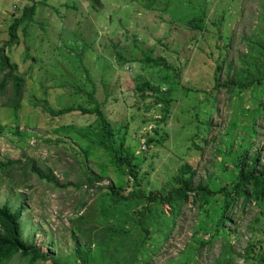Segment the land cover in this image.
<instances>
[{
    "label": "rangeland",
    "instance_id": "374dc122",
    "mask_svg": "<svg viewBox=\"0 0 264 264\" xmlns=\"http://www.w3.org/2000/svg\"><path fill=\"white\" fill-rule=\"evenodd\" d=\"M185 4V0H0V49L16 64L14 73L27 80L17 108L11 106L16 90L12 76L0 95V205L8 202L13 209L21 208L24 239L56 256L76 250L92 234L88 230L80 242L73 232L85 205L97 202L104 185L122 186L127 178L111 153L94 142L102 133L95 115L76 111L52 116L44 109L46 103L62 107L74 101L86 106L97 102L114 131L126 135L125 147L136 155L134 167L146 174L138 186L141 191L168 189L184 164L194 170L192 184L209 182L212 190L230 187L238 163L249 165L247 156L240 161L247 148L264 162V113L258 105L264 87L234 92L214 87L216 78L224 81L229 69L224 64L221 72L216 71L218 55L230 60L245 53L244 35L263 28L261 0H207V23L199 36L177 18ZM26 9L33 16L27 19V29L20 28L18 42L7 46L10 25L27 16L22 15ZM220 33L232 37V53L219 49L226 41L218 37ZM149 49L161 60L155 69L139 61ZM10 69L0 66V81ZM135 80L161 85L164 93L142 98L134 91ZM72 82L87 83L91 100L86 101L83 93L75 95ZM160 94L171 105L157 123L164 106L155 99ZM202 119L210 120L208 131L203 126L200 131ZM63 127L65 136H58ZM71 136L83 147L89 145V166L101 179L95 186L87 184L69 148ZM148 137L153 139L150 144ZM34 168L56 177L60 186L34 173ZM78 181L81 187L75 186ZM187 196L171 231L158 236L163 239L159 247L151 250L150 241H141L132 251L135 257L122 264H264V205L234 198L226 212L228 220L222 223L227 237L201 245V239L211 237L201 228L210 227V212L193 192ZM221 197L222 192L213 194V204ZM209 206L215 214L216 208ZM94 223L88 217L81 225ZM24 259L17 256L8 264H27ZM50 263L51 259L38 262Z\"/></svg>",
    "mask_w": 264,
    "mask_h": 264
},
{
    "label": "trees",
    "instance_id": "16d2710c",
    "mask_svg": "<svg viewBox=\"0 0 264 264\" xmlns=\"http://www.w3.org/2000/svg\"><path fill=\"white\" fill-rule=\"evenodd\" d=\"M181 2V0H179ZM186 4L178 11L177 18L182 22L189 23L186 26L192 28L199 36L207 23V13L204 8L207 6V0H185ZM262 12L260 20L263 24L262 29L250 35H244L246 44V52L238 54L235 58L227 59L226 55H218V69L221 72L223 65L232 71L227 73L224 81H219L216 78L214 87L220 89L226 88L229 92L244 91L253 86L264 87V0H261ZM191 9V12L189 11ZM20 17L14 21L9 27V40L5 43L7 46H14L18 42V30L26 28L27 19H32L29 9H26ZM220 39L225 38L224 44L219 45L220 50H225L232 53L231 47L232 37L229 34L225 36L220 33ZM5 46V45H4ZM27 54V53H26ZM28 55V54H27ZM139 61L147 67L157 68L161 64L159 56L154 55L153 50L149 49L144 51ZM0 66L2 69L10 67L8 74L4 75L0 81V95H4L5 86L9 83L12 76L13 86L16 87L15 93L12 96L13 102L11 106L17 108L20 104L21 87L27 82L26 79L14 73L16 64L11 63L8 56L0 49ZM161 68L166 67L162 65ZM10 78V79H9ZM91 81V78H88ZM87 80H85L86 82ZM85 82L71 83L72 90L75 95L86 94L87 100H91V91L86 90ZM163 85V84H162ZM169 90V87L166 86ZM93 90V89H92ZM142 98H147L151 94L157 95L158 92L164 93L161 90V85L154 84L149 80L137 82L135 80V90ZM149 92V93H148ZM168 91H165L167 93ZM156 96L155 99L163 104L161 117L155 121L158 123L164 120L165 113L169 112L170 103L164 97ZM80 102V101H74ZM72 103L62 107L49 106L47 103L44 106L45 110L50 112L52 116H60L70 114L72 112L81 111L84 114H91L96 116V121L102 127L101 136L94 141L105 150L109 151L115 166L127 177L125 182L121 183L123 186H116L114 184H106L99 192L97 202H93L92 207L88 204L85 205L86 210L79 215L76 220L78 223L73 228V232L77 233L76 240L81 242L82 238L86 237L88 230L92 234L88 236L87 240L81 243V246L76 250L70 251L67 255L56 256L49 251L43 250L40 246L36 245L32 240L24 239L23 225L21 221L22 211L21 208L15 207L13 209L8 202L0 205V264H8L14 257L20 256L25 258L27 264H38L40 260L51 259L50 264H122L130 263L135 257L132 251L135 250L140 242L150 241L152 246L151 250L158 248L163 239L159 240L158 236L167 234L171 231L172 227L177 221V217L181 212L183 203L187 201V193L193 192L195 199L199 201V205H205L206 211H209L211 223L210 227L201 226L207 232L211 233V237L207 240L201 239V245L210 243L214 238L224 236L227 237V229L223 227L228 208L240 198L243 197L244 201L254 200L256 204L264 205V162L259 161V153H250L248 148L240 161L247 156L248 166L238 163L236 166V181L230 187H220L217 190L209 188L210 183H191L194 170L190 164L180 166L177 174L171 178L170 187L168 189H159L157 191L151 189H143L141 191V183L146 179V174H139L133 162L136 155L132 154L127 147H125L126 135L116 133L112 123L108 120L106 114L102 111L101 106L97 102L92 105L86 106L84 103ZM38 105V104H37ZM259 112L264 113V89L262 97L259 98ZM17 110V109H15ZM259 115V114H258ZM202 124L199 126L202 132V126L207 131L211 128L210 120L202 119ZM58 136L61 134L65 136V127L58 130ZM67 139L69 148L77 156V161L82 166L83 173L86 175V182L89 186H95L97 181H101L98 175H94L89 166L87 155L89 145L83 147L82 143L75 142L72 136ZM84 138L88 139L87 135ZM164 139L160 138L157 141L161 142ZM152 138L148 137L146 142L150 144ZM93 142V141H92ZM244 151L240 152L242 155ZM33 172L42 178H46L49 182L60 186L58 179L51 174L43 173L39 169L34 168ZM76 187H81L78 181ZM191 190V191H188ZM222 192L220 201L213 204L212 195ZM26 200L22 201V207ZM87 203V202H86ZM212 204L216 208V213L212 211L214 208L209 206ZM164 205H168L169 209L166 210ZM214 214V215H211ZM88 217H92L95 221L94 225L84 227L81 225ZM158 233V234H157ZM196 234L198 231L195 232ZM157 234V235H155ZM195 236V234H194ZM194 239V237H193ZM224 239V238H223ZM92 244V246H91ZM133 246H136L132 249Z\"/></svg>",
    "mask_w": 264,
    "mask_h": 264
},
{
    "label": "clouds",
    "instance_id": "9594fccd",
    "mask_svg": "<svg viewBox=\"0 0 264 264\" xmlns=\"http://www.w3.org/2000/svg\"><path fill=\"white\" fill-rule=\"evenodd\" d=\"M11 164V162L9 161L8 163H5V165Z\"/></svg>",
    "mask_w": 264,
    "mask_h": 264
},
{
    "label": "water",
    "instance_id": "95a60500",
    "mask_svg": "<svg viewBox=\"0 0 264 264\" xmlns=\"http://www.w3.org/2000/svg\"><path fill=\"white\" fill-rule=\"evenodd\" d=\"M28 83H29V81H28Z\"/></svg>",
    "mask_w": 264,
    "mask_h": 264
}]
</instances>
